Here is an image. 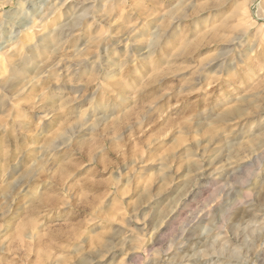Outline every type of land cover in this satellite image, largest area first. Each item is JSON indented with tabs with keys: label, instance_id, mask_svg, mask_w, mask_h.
<instances>
[{
	"label": "rangeland",
	"instance_id": "374dc122",
	"mask_svg": "<svg viewBox=\"0 0 264 264\" xmlns=\"http://www.w3.org/2000/svg\"><path fill=\"white\" fill-rule=\"evenodd\" d=\"M263 18L0 0V264H264Z\"/></svg>",
	"mask_w": 264,
	"mask_h": 264
},
{
	"label": "bare ground",
	"instance_id": "6f19581e",
	"mask_svg": "<svg viewBox=\"0 0 264 264\" xmlns=\"http://www.w3.org/2000/svg\"><path fill=\"white\" fill-rule=\"evenodd\" d=\"M58 1V0H57ZM257 1H260V0H257ZM255 2V1H254ZM262 2V1H261ZM259 3V2H258ZM59 3H57L56 1H55V3L53 4H51L49 7H47L48 8V13H46L45 15H43V16H41L40 17V20L41 19H43V18H46L49 14H51L52 12H53V10L55 9V8H57L59 5H58ZM255 4V3H254ZM256 15V14H255ZM259 18V17H258ZM260 19V18H259ZM255 20V19H254ZM258 20V19H257ZM263 20H264V18H263ZM262 20V21H263ZM19 25V24H18ZM24 25H22L21 27H23ZM25 30V29H24ZM52 33V32H51ZM34 32H27L25 35H26V37H22V38H20L19 40H17L15 43H14V45H13V47L14 48H19V47H21V48H23L25 45H26V43L27 42H29V40L30 39H32L33 37H34ZM52 34H54V33H52ZM50 38H51V34L49 35H47L46 34V36H42L40 39H39V41H38V44L36 45L37 47H40V49L41 48H43V47H45L46 48V43L50 40ZM32 43V42H31ZM36 44V43H35ZM186 44V43H185ZM28 45H29V43H28ZM23 46V47H22ZM31 46V48H34V47H32V46H34V45H30ZM27 50V49H26ZM29 51V50H28ZM30 53V52H29ZM32 53V52H31ZM17 54V53H16ZM28 54V53H27ZM36 54V53H35ZM35 54H33V55H35ZM30 55V54H29ZM32 55V54H31ZM30 55V58L32 57ZM3 59V58H2ZM24 63V62H23ZM2 64V63H1ZM22 66V65H21ZM18 67V66H17ZM16 67V68H17ZM20 68H22V67H20ZM18 70H19V68H18ZM25 72H26V70H25ZM16 74V73H15ZM10 77H12V76H10ZM10 80V79H9ZM12 82V81H11ZM217 114V113H216ZM221 114V113H220ZM102 242H100V244H101ZM105 245V244H104ZM102 246H103V244H102ZM101 246V247H102ZM104 247V246H103ZM84 261V260H83Z\"/></svg>",
	"mask_w": 264,
	"mask_h": 264
}]
</instances>
